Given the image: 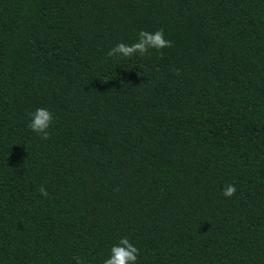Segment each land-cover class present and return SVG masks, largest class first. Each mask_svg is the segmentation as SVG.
<instances>
[{"label": "trees", "instance_id": "16d2710c", "mask_svg": "<svg viewBox=\"0 0 264 264\" xmlns=\"http://www.w3.org/2000/svg\"><path fill=\"white\" fill-rule=\"evenodd\" d=\"M0 264H264V0H0Z\"/></svg>", "mask_w": 264, "mask_h": 264}]
</instances>
